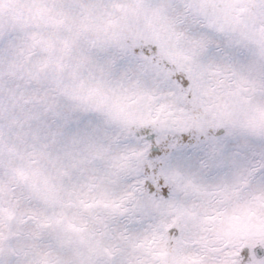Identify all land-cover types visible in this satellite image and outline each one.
Here are the masks:
<instances>
[{"label": "snow or ice", "instance_id": "snow-or-ice-1", "mask_svg": "<svg viewBox=\"0 0 264 264\" xmlns=\"http://www.w3.org/2000/svg\"><path fill=\"white\" fill-rule=\"evenodd\" d=\"M0 264H264V0H0Z\"/></svg>", "mask_w": 264, "mask_h": 264}]
</instances>
